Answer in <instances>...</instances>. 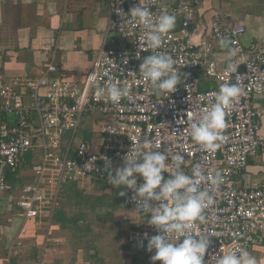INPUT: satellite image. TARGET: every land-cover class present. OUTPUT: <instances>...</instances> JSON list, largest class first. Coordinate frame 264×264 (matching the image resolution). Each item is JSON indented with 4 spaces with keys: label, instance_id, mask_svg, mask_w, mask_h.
<instances>
[{
    "label": "built area",
    "instance_id": "1",
    "mask_svg": "<svg viewBox=\"0 0 264 264\" xmlns=\"http://www.w3.org/2000/svg\"><path fill=\"white\" fill-rule=\"evenodd\" d=\"M201 1L108 0V28L119 33L123 42L119 47L103 45L83 81L63 80L55 75L56 66L49 62L42 76L20 84L14 79L0 88V189L6 187V171L14 172L19 159L29 150L40 151L32 166L34 181L21 188L17 199L24 217L34 218L47 208L54 210L59 202L57 193L68 182L89 177L109 182L112 166L124 162L126 154L137 148L139 139L149 143L146 151L171 150L172 154L183 156L181 170L185 174L192 175L198 167L205 176L200 188L208 190L213 200L204 210L205 220L196 221L198 233L212 234L205 264H214L212 256L219 254L220 249L242 248L250 252L260 246L264 250V175L249 186L237 184L249 156L257 150L264 152V138L258 133L262 111L252 103L255 96L264 97V51L242 44V20L217 13L209 36L212 40H227L232 48L225 66L218 68L209 57L210 45L204 39L193 41L195 10ZM139 3L154 17L163 11L176 17L175 28L163 36L157 50L170 54L180 72L181 82L168 95L155 94L139 72L145 56L153 54L151 49L141 50L146 47L139 44L143 29L129 15ZM198 70L213 79L216 87L200 89ZM93 73L94 82L90 79ZM226 82L237 85L240 93L226 110L223 139L217 141L220 147L207 151L191 138L190 124L215 102L212 94ZM17 84L28 89L30 103L14 90ZM109 84L127 87L128 93L119 103L109 100ZM89 115L103 118L96 122L102 137L99 146L75 140L81 121ZM12 116L13 122L8 123ZM156 144L159 149L152 147ZM166 164L176 171L171 159ZM163 176L168 179L171 173L165 171ZM136 179L137 186L143 183L140 174ZM213 179L217 182L212 183ZM45 185L54 190L44 192ZM134 195L133 189L125 188L123 201L138 212L142 221L128 232L127 240L144 243L145 233L149 237L159 233L149 225L150 217L137 209Z\"/></svg>",
    "mask_w": 264,
    "mask_h": 264
},
{
    "label": "crops",
    "instance_id": "2",
    "mask_svg": "<svg viewBox=\"0 0 264 264\" xmlns=\"http://www.w3.org/2000/svg\"><path fill=\"white\" fill-rule=\"evenodd\" d=\"M195 11L197 22L193 41L204 39L210 45L209 57L217 62L218 68L225 66L232 48L227 40H212L209 36L211 21L217 13L242 20L245 24L242 44L246 48L257 47L264 51V0H202ZM109 17L108 0H0V88L11 84L14 79L20 84L42 76L49 62L56 66L55 75L63 80L83 81L103 45H122L121 35L108 28ZM196 75L200 89L216 87L215 81L207 78L202 70ZM19 84L14 90L30 103L28 89ZM252 103L262 111L258 133L264 138V97L255 96ZM13 119V116L8 117V123ZM98 119L101 117L89 115L81 121L75 134L77 143L86 141L99 146L102 137L97 131ZM88 122L90 127L86 126ZM39 155L37 148L29 150L19 159L15 172L6 171V187L0 189V264H92L91 255L90 262L81 257L83 249L65 246L66 234L57 230L65 219L63 196L65 198L66 192L76 191L82 184L92 187L97 182L106 181L89 177L68 182L57 193L60 205L57 209L47 208L41 215L26 218L17 199L21 188L34 181L32 166ZM123 164L116 162L110 170L112 174ZM262 175L264 152L257 150L249 156L237 184L249 186ZM42 189L46 193L54 190L46 185ZM118 189L119 203L126 205L123 201L125 194L120 195L125 193V187ZM124 210L128 214L129 231L137 228L141 216L138 212L137 215L131 213L127 206ZM119 216L122 218L121 214ZM73 252L79 253L77 260H73ZM249 253L255 257L256 264H264L262 247L256 246ZM156 263L161 264L160 261Z\"/></svg>",
    "mask_w": 264,
    "mask_h": 264
},
{
    "label": "clouds",
    "instance_id": "3",
    "mask_svg": "<svg viewBox=\"0 0 264 264\" xmlns=\"http://www.w3.org/2000/svg\"><path fill=\"white\" fill-rule=\"evenodd\" d=\"M129 15L143 29L144 35L139 44L146 45L141 50H152L140 64L139 72L149 82L157 95L170 94L176 90L180 81V72L175 68L174 58L167 52L157 51L162 46V38L176 26V17L166 11L154 17L151 11L139 3L130 9ZM223 43V41H222ZM139 55V54H137ZM229 69L235 70L229 65ZM95 81V74L90 75ZM102 93L104 89H101ZM109 100L119 103L128 93L127 87L109 84L106 89ZM240 88L235 84L223 83L219 91L212 95L215 102L203 111L198 121L191 122V138L207 151L220 147L217 141L223 139L221 130L225 127L226 110L239 96ZM137 148L126 154L124 164L109 172L108 181L114 187L133 189L137 209L147 214L149 225L155 226L158 233L151 237L147 233L146 250L153 252L152 264H205V254L209 248L211 233L201 235L196 231V221L205 220L204 210L212 203L208 190H201L205 176L199 168L193 169L192 175L181 170L184 157L172 154L171 150L161 153L158 150L146 151L149 143L137 140ZM159 149L160 145H153ZM175 163L176 171H171L166 161ZM141 161V162H138ZM171 173L165 179L163 173ZM136 174H140L143 183L137 186ZM215 179L212 183H216ZM121 192L120 195H124ZM198 237V238H197ZM143 242L141 241V245ZM214 264H256V259L242 248L229 249L213 255Z\"/></svg>",
    "mask_w": 264,
    "mask_h": 264
},
{
    "label": "rangeland",
    "instance_id": "4",
    "mask_svg": "<svg viewBox=\"0 0 264 264\" xmlns=\"http://www.w3.org/2000/svg\"><path fill=\"white\" fill-rule=\"evenodd\" d=\"M95 117H101L98 121L103 119L102 116ZM86 126L90 127L91 123ZM63 202L65 219L57 231L66 234L65 246L83 249L81 257L84 261L90 262L91 255L92 264H152L150 257L154 250L148 252L146 245L127 240L129 221L125 206L133 214L137 215V211L119 203L117 187L103 181L92 187L82 184L76 191H67ZM70 217L72 219H68ZM71 254L73 260H77L79 253Z\"/></svg>",
    "mask_w": 264,
    "mask_h": 264
},
{
    "label": "trees",
    "instance_id": "5",
    "mask_svg": "<svg viewBox=\"0 0 264 264\" xmlns=\"http://www.w3.org/2000/svg\"><path fill=\"white\" fill-rule=\"evenodd\" d=\"M14 172H15V171H14ZM11 173H13V172H11ZM58 203H59V202H58ZM59 206H60V205L58 204L57 207H56L55 209H57ZM127 235H128V234H127ZM135 243H138V242H135ZM138 244H141V243H138ZM143 244H144V245H147V242H144Z\"/></svg>",
    "mask_w": 264,
    "mask_h": 264
},
{
    "label": "water",
    "instance_id": "6",
    "mask_svg": "<svg viewBox=\"0 0 264 264\" xmlns=\"http://www.w3.org/2000/svg\"><path fill=\"white\" fill-rule=\"evenodd\" d=\"M241 69H242V67H241Z\"/></svg>",
    "mask_w": 264,
    "mask_h": 264
}]
</instances>
